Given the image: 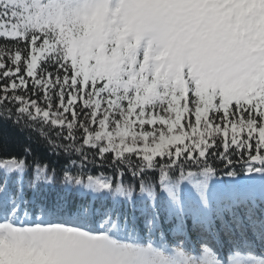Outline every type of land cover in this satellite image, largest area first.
<instances>
[{
	"label": "snow or ice",
	"instance_id": "obj_1",
	"mask_svg": "<svg viewBox=\"0 0 264 264\" xmlns=\"http://www.w3.org/2000/svg\"><path fill=\"white\" fill-rule=\"evenodd\" d=\"M11 132L0 264H264V0H0Z\"/></svg>",
	"mask_w": 264,
	"mask_h": 264
},
{
	"label": "trees",
	"instance_id": "obj_2",
	"mask_svg": "<svg viewBox=\"0 0 264 264\" xmlns=\"http://www.w3.org/2000/svg\"><path fill=\"white\" fill-rule=\"evenodd\" d=\"M31 145L32 155L28 157V161L31 164L33 159L39 158L42 162L47 161L50 165L55 164L57 170L59 171L60 166L64 163V158L61 156L59 159L55 156H49L47 150L42 143H37L35 141H29L26 139L24 134L11 132L7 136V148L5 151L0 152V157L9 156H22L23 148L27 145ZM107 174V173H106ZM99 175V173H97ZM129 178L125 177L127 181Z\"/></svg>",
	"mask_w": 264,
	"mask_h": 264
},
{
	"label": "rangeland",
	"instance_id": "obj_3",
	"mask_svg": "<svg viewBox=\"0 0 264 264\" xmlns=\"http://www.w3.org/2000/svg\"><path fill=\"white\" fill-rule=\"evenodd\" d=\"M189 227L191 226V222L189 221ZM169 228H171L170 226H169V224H167L166 226H165V230L167 231ZM193 237L191 238V240L193 241V244H196V237H195V235H192ZM169 238H172V236H171V233H169ZM197 247H198V245H197Z\"/></svg>",
	"mask_w": 264,
	"mask_h": 264
}]
</instances>
